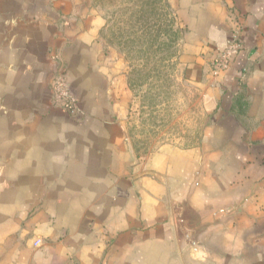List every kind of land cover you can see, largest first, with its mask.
<instances>
[{"label": "crops", "instance_id": "1", "mask_svg": "<svg viewBox=\"0 0 264 264\" xmlns=\"http://www.w3.org/2000/svg\"><path fill=\"white\" fill-rule=\"evenodd\" d=\"M165 3L212 123L138 155L96 0H0V264H264V0Z\"/></svg>", "mask_w": 264, "mask_h": 264}, {"label": "rangeland", "instance_id": "2", "mask_svg": "<svg viewBox=\"0 0 264 264\" xmlns=\"http://www.w3.org/2000/svg\"><path fill=\"white\" fill-rule=\"evenodd\" d=\"M96 6L105 20L103 43L116 51L130 89L127 131L136 153L147 155L168 143L197 144L212 118H206L199 92L185 80L182 33L165 0H96ZM60 107L72 118L84 116L78 102L79 114Z\"/></svg>", "mask_w": 264, "mask_h": 264}, {"label": "built area", "instance_id": "3", "mask_svg": "<svg viewBox=\"0 0 264 264\" xmlns=\"http://www.w3.org/2000/svg\"><path fill=\"white\" fill-rule=\"evenodd\" d=\"M240 49L237 37H233L228 45L222 50L212 62V73L214 76L226 72L232 63L233 58ZM54 101L71 114H79L75 96L71 93L63 77H59L53 85Z\"/></svg>", "mask_w": 264, "mask_h": 264}]
</instances>
